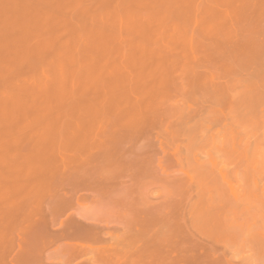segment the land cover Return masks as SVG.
Wrapping results in <instances>:
<instances>
[{
	"label": "rangeland",
	"instance_id": "rangeland-1",
	"mask_svg": "<svg viewBox=\"0 0 264 264\" xmlns=\"http://www.w3.org/2000/svg\"><path fill=\"white\" fill-rule=\"evenodd\" d=\"M0 264H264V0H0Z\"/></svg>",
	"mask_w": 264,
	"mask_h": 264
}]
</instances>
